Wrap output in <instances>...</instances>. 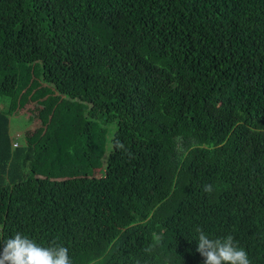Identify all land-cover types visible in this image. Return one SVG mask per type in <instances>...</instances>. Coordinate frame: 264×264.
Here are the masks:
<instances>
[{"label": "trees", "instance_id": "obj_1", "mask_svg": "<svg viewBox=\"0 0 264 264\" xmlns=\"http://www.w3.org/2000/svg\"><path fill=\"white\" fill-rule=\"evenodd\" d=\"M0 104V251L21 233L130 264L147 236L158 262L203 264V230L264 264V0H0Z\"/></svg>", "mask_w": 264, "mask_h": 264}, {"label": "clouds", "instance_id": "obj_2", "mask_svg": "<svg viewBox=\"0 0 264 264\" xmlns=\"http://www.w3.org/2000/svg\"><path fill=\"white\" fill-rule=\"evenodd\" d=\"M17 102L18 101H15L12 111L15 110ZM29 102L30 104H33L34 108L35 102H32V100ZM25 104H19V109L26 113V109L24 108ZM90 119L97 122L98 117L96 115L95 117H90ZM21 132L22 131H17L15 135H12L11 129L9 127V136L13 148L20 146L15 137L19 136ZM20 137L24 139L23 132ZM116 147L119 149H124V145L119 142L116 143ZM128 155H131V153H128ZM104 171L105 167H101L96 172H94L93 176L99 177L104 173ZM203 190L206 193H210L213 190L212 185H204ZM153 209L154 207L149 213H151ZM142 223L143 220L135 221L130 223L127 227ZM127 227H123L122 230H125ZM156 241L157 240L151 239L147 236L135 239L127 251L130 264H163L158 262L161 255L159 254L158 241ZM196 241V256L203 264H251V257L247 247L240 243V241L231 233H210L209 235L203 230H200L198 239ZM145 244H147L150 248L145 250ZM108 250L109 247L106 248L104 254L98 256L92 261H89L87 264H96L100 258L102 259L104 257ZM0 264L77 263L75 262L70 250L62 245H58L53 242L51 246H42L30 239L28 236L21 233H16L14 236L3 242V248L2 251H0Z\"/></svg>", "mask_w": 264, "mask_h": 264}, {"label": "rangeland", "instance_id": "obj_3", "mask_svg": "<svg viewBox=\"0 0 264 264\" xmlns=\"http://www.w3.org/2000/svg\"><path fill=\"white\" fill-rule=\"evenodd\" d=\"M36 81H37V79H36ZM37 85H38V87L40 86V84L38 82H37ZM24 108L26 109V113L28 114V119H27V114L19 109L18 102L16 103L15 110L12 111V115L10 116V129H11L12 135H15L17 131L24 130L26 128V126L28 125V120H29L30 125L27 129L28 131H26L24 135L31 132L32 129H34L35 127L40 125V121L38 120V118H36L37 110L35 108H33V104H30V102L28 101L25 104ZM99 115H100V113H97V117H99ZM95 120H96V118H95ZM97 122H98V120H97ZM116 125H117L116 120L108 122L106 125V129H107L106 138H108V140H109V145L111 144V137H112L114 129L116 128ZM15 138L19 142L20 146H22L24 143V140L20 137V135L16 136ZM108 151L109 150L106 149L105 154H107Z\"/></svg>", "mask_w": 264, "mask_h": 264}]
</instances>
